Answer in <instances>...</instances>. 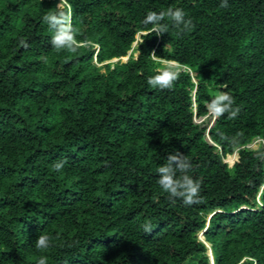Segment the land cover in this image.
<instances>
[{
  "label": "trees",
  "instance_id": "trees-1",
  "mask_svg": "<svg viewBox=\"0 0 264 264\" xmlns=\"http://www.w3.org/2000/svg\"><path fill=\"white\" fill-rule=\"evenodd\" d=\"M220 3L0 0V264H264V0ZM177 7L190 33L142 24ZM60 11L75 51L55 47L43 19ZM166 72L171 89L148 84ZM220 92L240 111L207 131ZM177 150L198 203L157 183Z\"/></svg>",
  "mask_w": 264,
  "mask_h": 264
},
{
  "label": "clouds",
  "instance_id": "clouds-1",
  "mask_svg": "<svg viewBox=\"0 0 264 264\" xmlns=\"http://www.w3.org/2000/svg\"><path fill=\"white\" fill-rule=\"evenodd\" d=\"M221 8L228 7V0H221ZM187 13L183 8H169L166 12L157 13L149 11L142 21L144 26H151V33L163 35L169 32V27L177 30V34L190 33L195 25L190 18H187ZM44 21L55 30L53 36V45L57 48H68L70 51H75L71 43L65 39L71 29V17L63 11L59 13L46 14L43 17ZM23 44V41L21 42ZM24 47H27L24 44ZM178 73H161L156 76L149 77L148 84L153 88L160 90L171 89L176 80ZM235 104L234 98L227 92L218 93L210 102L209 108L214 118H219L225 113H228L229 119L237 117L240 109L233 107ZM166 163L161 165L157 172L159 178L157 183L161 189L169 194L170 198H182L186 205L199 202V194L201 190L200 181L194 180L188 173L192 170V164L189 158L178 150L174 154H168ZM66 163V160H60L55 163L56 171H61ZM145 232H151V224L144 227ZM52 238L49 235L41 234L36 240V248L38 250H47L51 247ZM47 257L41 256L37 264H47Z\"/></svg>",
  "mask_w": 264,
  "mask_h": 264
},
{
  "label": "rangeland",
  "instance_id": "rangeland-1",
  "mask_svg": "<svg viewBox=\"0 0 264 264\" xmlns=\"http://www.w3.org/2000/svg\"><path fill=\"white\" fill-rule=\"evenodd\" d=\"M138 41V36L136 37V41L132 44V46L131 47H135L136 46V42ZM131 56H134V52L133 51H129L128 52V54H127V56L126 57H124V58H121L120 59V61L121 62H126L127 61V59H128V57H131ZM116 60H112L111 62H115ZM160 64H162V65H166V66H170V67H174V68H178V70L180 71V70H186L184 67H180V66H178L176 63H170V62H163V61H158ZM212 118H213V115H212V113L210 112V117L209 118H207L206 119V121H205V124L207 125L211 120H212ZM199 120H197V122H198ZM262 144V141L261 140H259V139H255V140H253L252 142H251V144L248 146L249 148H251V149H256V148H258V146H260ZM264 146V145H263ZM236 159H237V156H236V154H231V155H228L225 159H224V162L230 167V166H232L233 165V163L236 161ZM198 239L200 240V241H202L204 244H205V246L207 247V248H209V245L207 244V243H205V241L203 240V238H202V235L201 234H199L198 235ZM208 256H209V259H210V262L212 263V258H211V253H210V250L208 249Z\"/></svg>",
  "mask_w": 264,
  "mask_h": 264
},
{
  "label": "water",
  "instance_id": "water-1",
  "mask_svg": "<svg viewBox=\"0 0 264 264\" xmlns=\"http://www.w3.org/2000/svg\"><path fill=\"white\" fill-rule=\"evenodd\" d=\"M210 112H211V111H209V113H210ZM204 120H205V117H204V118H201L198 122L196 121V123H200V122H202V121H204ZM213 123H214V118H212V120L207 124V131L212 127ZM206 140H207L208 143L211 144V142H210L208 136L206 137Z\"/></svg>",
  "mask_w": 264,
  "mask_h": 264
},
{
  "label": "built area",
  "instance_id": "built-area-1",
  "mask_svg": "<svg viewBox=\"0 0 264 264\" xmlns=\"http://www.w3.org/2000/svg\"><path fill=\"white\" fill-rule=\"evenodd\" d=\"M131 51H133V47H131V50H130V52H131Z\"/></svg>",
  "mask_w": 264,
  "mask_h": 264
}]
</instances>
